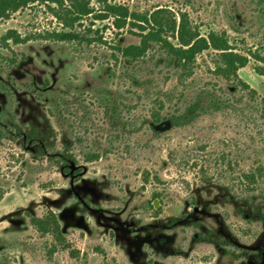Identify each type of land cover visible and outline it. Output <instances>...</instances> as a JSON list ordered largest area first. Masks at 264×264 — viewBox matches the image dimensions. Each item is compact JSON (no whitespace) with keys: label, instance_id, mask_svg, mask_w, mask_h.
<instances>
[{"label":"rangeland","instance_id":"obj_1","mask_svg":"<svg viewBox=\"0 0 264 264\" xmlns=\"http://www.w3.org/2000/svg\"><path fill=\"white\" fill-rule=\"evenodd\" d=\"M111 1L187 12L203 34L227 32L237 51L264 56V0ZM59 27L38 2L0 20V264H264V180L253 189L243 176L264 170V74L255 69L264 61L251 56L238 72L257 92L251 99L214 73L212 51L184 77L157 45L128 62L113 46L140 38L128 28L116 35L108 21L94 27L108 43L1 45L8 29ZM205 89L229 102L153 130L155 111L182 112ZM114 105L124 132L108 112ZM91 152L101 157L86 160ZM49 211L62 242L31 224Z\"/></svg>","mask_w":264,"mask_h":264},{"label":"trees","instance_id":"obj_2","mask_svg":"<svg viewBox=\"0 0 264 264\" xmlns=\"http://www.w3.org/2000/svg\"><path fill=\"white\" fill-rule=\"evenodd\" d=\"M93 1L97 6L92 5ZM36 2L47 6L60 27L25 36L16 29H8L1 36L3 47H9L10 41L19 44L37 38L87 46L93 43H108L101 33L107 26L104 25L103 29L94 28L97 21H108L109 25L116 30V35H120L123 29L128 28V32L140 38L137 43L113 46V49L117 50L120 56L128 62H139L145 59L150 46L157 45L166 53L164 61L166 60L167 65L181 69L180 76L184 77L192 73L199 54L212 51L215 56L214 73L228 80L231 87H234L233 89L247 91L251 99L256 98V90L251 88L238 72L248 65L251 56L257 61H264V56L259 52L237 51L227 32L210 30L203 34L197 26L192 24L187 12H181L178 15L169 8L140 12L111 0H0V20ZM255 69L260 74H264L261 66L257 65ZM227 102H229L227 98L219 95L218 90L205 89L182 112L162 116L159 111H155L152 114V128L155 132H159L161 127L189 124L204 113L223 109ZM163 105L164 103L161 102L160 107ZM108 112L112 113V122L118 128L121 127L124 132L128 127V121L123 118L118 106L114 105ZM69 157V155L63 157L65 159L63 172L65 173L72 171ZM100 157V153L91 152L86 154L85 159L94 161ZM72 159L75 161L74 158ZM260 170L243 173V176L250 181L252 188L259 186L264 180V170ZM261 195L262 205L259 207V214L264 217V194ZM2 196L3 192L0 189V199ZM157 198L159 194H154V199ZM30 221L41 234H51L57 241H64V232L55 212L49 211L42 217L31 216Z\"/></svg>","mask_w":264,"mask_h":264}]
</instances>
